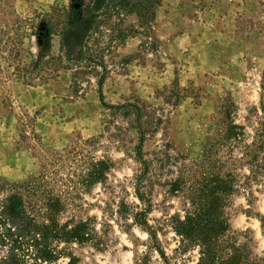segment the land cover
<instances>
[{"label":"rangeland","instance_id":"374dc122","mask_svg":"<svg viewBox=\"0 0 264 264\" xmlns=\"http://www.w3.org/2000/svg\"><path fill=\"white\" fill-rule=\"evenodd\" d=\"M72 2L0 0V214L17 195L19 226L33 230L14 253L0 244V264H196L170 180L206 156L235 179L227 252L264 264V0H159L101 17L94 61L33 71L46 21L59 56ZM81 224L88 240L63 239Z\"/></svg>","mask_w":264,"mask_h":264},{"label":"trees","instance_id":"16d2710c","mask_svg":"<svg viewBox=\"0 0 264 264\" xmlns=\"http://www.w3.org/2000/svg\"><path fill=\"white\" fill-rule=\"evenodd\" d=\"M159 0H73L66 15L64 26L58 32L60 35L59 56H52L53 37L55 27L51 21H46L40 30L42 46L33 71L42 69L49 58H58L70 65H80L83 62L94 61L90 52V42L103 22V17L121 18L132 12L146 11L148 5ZM116 27V26H114ZM124 38L123 35H121ZM236 124H231L229 134L237 137ZM214 163V165H212ZM195 171L185 164L180 167L178 175L170 180V192L182 193L185 197L184 214L174 217V229L181 237V247L188 250L193 245L199 248V260L196 264H242L245 254L238 247L233 252L228 251V239H225L231 224L226 206L229 197L235 191L234 175L223 168L220 160L212 162V158L206 156L196 164ZM216 168V170H215ZM147 171V167L145 168ZM188 173V176H187ZM97 172H90L88 181L96 177ZM190 176V177H189ZM137 196L144 201V194L138 189ZM24 202L21 197H10L8 205L4 207V218L0 214V244H10L12 253L18 250L17 245L23 240V236L31 230V224L25 223L19 226L20 219H24ZM141 209L136 212V222L144 227H149L146 219L147 211ZM5 227V232H2ZM84 225H77L72 230L63 232L66 241L88 240ZM33 240V239H32ZM14 254L7 259L11 260ZM12 264H19L18 261Z\"/></svg>","mask_w":264,"mask_h":264}]
</instances>
